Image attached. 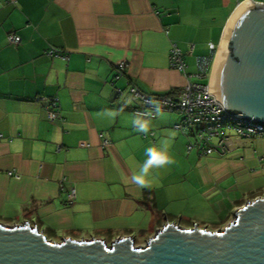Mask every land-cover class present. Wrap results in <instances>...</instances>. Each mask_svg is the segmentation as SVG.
Segmentation results:
<instances>
[{
  "label": "crops",
  "instance_id": "obj_1",
  "mask_svg": "<svg viewBox=\"0 0 264 264\" xmlns=\"http://www.w3.org/2000/svg\"><path fill=\"white\" fill-rule=\"evenodd\" d=\"M237 7L235 0H0V223L30 222L55 242L132 236L144 246L166 222L222 230L262 197L264 139L234 136L225 155L187 153L174 129L181 115L138 116L128 93L130 82L178 94L199 81L171 68V44L195 74L197 57H216ZM10 34L20 44H10ZM50 47L69 60L47 56ZM120 62L128 76L115 81ZM54 99L51 121L45 107ZM137 118L150 121L147 133ZM151 146L172 163L150 165L141 187L131 176Z\"/></svg>",
  "mask_w": 264,
  "mask_h": 264
},
{
  "label": "water",
  "instance_id": "obj_2",
  "mask_svg": "<svg viewBox=\"0 0 264 264\" xmlns=\"http://www.w3.org/2000/svg\"><path fill=\"white\" fill-rule=\"evenodd\" d=\"M208 93L229 114L264 124V3L244 0L231 14ZM0 264H264V195L222 230L166 222L145 246L132 236L111 244L95 237L55 242L30 222L0 223Z\"/></svg>",
  "mask_w": 264,
  "mask_h": 264
},
{
  "label": "built area",
  "instance_id": "obj_3",
  "mask_svg": "<svg viewBox=\"0 0 264 264\" xmlns=\"http://www.w3.org/2000/svg\"><path fill=\"white\" fill-rule=\"evenodd\" d=\"M238 6L244 0H235ZM264 3V0H253ZM8 41L12 45H18L21 38L16 34H10ZM194 46L191 44V52ZM215 52V47L210 45ZM45 54L53 58L69 60L67 53L59 48L50 47ZM170 66L185 75L187 78L196 77L199 81L208 79L209 82L197 83L188 81L183 90L178 94L147 93L142 91L135 83L130 82L128 93L133 103V112L141 117L154 118L159 112H175L181 115V121L174 125V129L187 138V153L196 152L200 156L213 154L225 155L231 151L234 136L245 139H264V124L251 119L236 117L239 113L229 114L225 108L215 99V95L209 92L210 76L215 60L212 56L197 57L195 74L187 73V63L181 48L176 43L171 44L169 52ZM129 65L120 62L115 67V78L119 80L128 76ZM119 95L123 90L118 88ZM49 120L58 118V100H51L45 107ZM154 135V132H150ZM106 143V142H105ZM264 161V157L262 158ZM13 176V172H10ZM15 177H18L15 175ZM75 191L68 194L69 201L75 199Z\"/></svg>",
  "mask_w": 264,
  "mask_h": 264
},
{
  "label": "clouds",
  "instance_id": "obj_4",
  "mask_svg": "<svg viewBox=\"0 0 264 264\" xmlns=\"http://www.w3.org/2000/svg\"><path fill=\"white\" fill-rule=\"evenodd\" d=\"M130 102V101H129ZM157 114H159V108L156 109ZM133 124H138V131L147 133L149 130L150 121L144 120L141 122L139 118L133 120ZM149 160L148 162L139 169L138 173H133L131 176V181L139 186H145L148 181L147 177L149 175V166L155 165V167H163L167 164L172 163V160L170 159L167 151H162L158 149L156 146H151L146 149Z\"/></svg>",
  "mask_w": 264,
  "mask_h": 264
},
{
  "label": "rangeland",
  "instance_id": "obj_5",
  "mask_svg": "<svg viewBox=\"0 0 264 264\" xmlns=\"http://www.w3.org/2000/svg\"><path fill=\"white\" fill-rule=\"evenodd\" d=\"M197 83H205V82H209L208 79H205L204 81H196ZM180 133V132H179ZM186 139V143L188 142L187 138L185 137ZM145 246V245H144Z\"/></svg>",
  "mask_w": 264,
  "mask_h": 264
},
{
  "label": "trees",
  "instance_id": "obj_6",
  "mask_svg": "<svg viewBox=\"0 0 264 264\" xmlns=\"http://www.w3.org/2000/svg\"><path fill=\"white\" fill-rule=\"evenodd\" d=\"M49 239V238H48Z\"/></svg>",
  "mask_w": 264,
  "mask_h": 264
}]
</instances>
